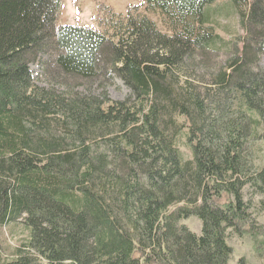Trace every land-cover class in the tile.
<instances>
[{"label": "trees", "instance_id": "trees-1", "mask_svg": "<svg viewBox=\"0 0 264 264\" xmlns=\"http://www.w3.org/2000/svg\"><path fill=\"white\" fill-rule=\"evenodd\" d=\"M141 1L111 39L56 27L60 0H0V244L29 233L0 264H229V230L263 256L242 191L264 197V0H228L245 32L230 48L218 0ZM99 79L128 98L76 88Z\"/></svg>", "mask_w": 264, "mask_h": 264}, {"label": "rangeland", "instance_id": "rangeland-1", "mask_svg": "<svg viewBox=\"0 0 264 264\" xmlns=\"http://www.w3.org/2000/svg\"><path fill=\"white\" fill-rule=\"evenodd\" d=\"M130 8H136L143 12L141 0H60V5L57 11L56 27L59 26H78L88 27L97 32L103 33L112 39L115 33L114 26L118 18H124L126 11ZM213 15L209 16L210 24L221 39L228 44L238 43L240 38L245 35L244 30L239 21L237 13L231 9L228 0H218L211 7ZM152 20L157 29L165 32V28L160 23L158 17L154 15L147 16ZM114 39V38H113ZM264 48V46H263ZM224 56L219 54V61H222ZM46 57H42L40 61L30 65V71L37 85L43 86L45 79L42 70V62ZM259 67L264 70V53L260 56ZM204 71L200 70L202 74ZM78 91L100 95L106 92L109 98L113 100H124L129 96V90L119 81L115 80L113 84L105 85L102 79L97 82H91L87 87L79 85L76 87ZM255 148H260L257 151L258 163H263L264 146L255 145ZM179 150L185 158L190 157V153L183 143L179 144ZM243 200L248 204L251 224L255 228L264 229V208L261 203L264 197L256 194L249 186H246L243 191ZM183 224L193 233L198 234L200 231V223L195 218L185 220ZM29 233L20 223L11 224L2 230L0 250L4 258L11 259L15 255V250L28 242ZM227 244L232 249V255L229 264H235L240 258H244L246 264H264L263 256L258 258L254 252V246L251 238L248 235L238 237L230 230L228 231Z\"/></svg>", "mask_w": 264, "mask_h": 264}]
</instances>
